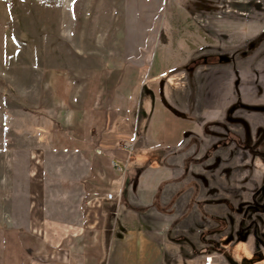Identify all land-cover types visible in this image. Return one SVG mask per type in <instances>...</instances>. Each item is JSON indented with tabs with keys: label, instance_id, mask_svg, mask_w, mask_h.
Here are the masks:
<instances>
[{
	"label": "rangeland",
	"instance_id": "obj_1",
	"mask_svg": "<svg viewBox=\"0 0 264 264\" xmlns=\"http://www.w3.org/2000/svg\"><path fill=\"white\" fill-rule=\"evenodd\" d=\"M157 48L189 61L151 70ZM99 75L105 92L155 81L162 106L197 120L167 154L186 163L188 262L264 264V0H0V221L27 218L35 149L75 159L52 156L53 132Z\"/></svg>",
	"mask_w": 264,
	"mask_h": 264
},
{
	"label": "crops",
	"instance_id": "obj_2",
	"mask_svg": "<svg viewBox=\"0 0 264 264\" xmlns=\"http://www.w3.org/2000/svg\"><path fill=\"white\" fill-rule=\"evenodd\" d=\"M157 50L151 70L183 69L189 61L178 48L165 51L160 62ZM127 68L126 64L110 70ZM105 84L103 75L92 78L82 96L81 116L76 119L74 111L64 123L56 122L52 156L65 153L75 159L49 162L46 148L35 149L30 158L27 218L0 221V264L197 261L195 257L188 262L182 249L187 239L176 232L185 212L180 193L186 163L178 155L167 157L196 133L197 120L188 121L182 113L162 106L155 81H146L139 90L132 85L131 90L109 92ZM125 143L132 144L140 157L129 155ZM198 259L202 261L200 255Z\"/></svg>",
	"mask_w": 264,
	"mask_h": 264
},
{
	"label": "built area",
	"instance_id": "obj_3",
	"mask_svg": "<svg viewBox=\"0 0 264 264\" xmlns=\"http://www.w3.org/2000/svg\"><path fill=\"white\" fill-rule=\"evenodd\" d=\"M124 147H125V149L128 150L129 155H131L132 152H133V150H134L133 145L130 144V143H125V144H124ZM113 165H114V167H115L116 169H118L119 171H122V170H123V167H122L119 163H117V162H113ZM112 198H113L112 195H109V196H108V199H112ZM205 264H212V258H211V257H207L206 260H205Z\"/></svg>",
	"mask_w": 264,
	"mask_h": 264
}]
</instances>
